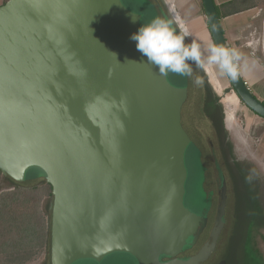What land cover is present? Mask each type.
Returning <instances> with one entry per match:
<instances>
[{"label": "water", "instance_id": "1", "mask_svg": "<svg viewBox=\"0 0 264 264\" xmlns=\"http://www.w3.org/2000/svg\"><path fill=\"white\" fill-rule=\"evenodd\" d=\"M157 2L184 31L170 2ZM202 3L213 43L229 48L214 0ZM132 18L120 0L0 6V172L52 187L50 264L115 255L137 264H203L223 232L224 188L211 242L179 258L207 226L182 203L189 91H172L136 49ZM228 80L226 93L264 119L263 102L242 76Z\"/></svg>", "mask_w": 264, "mask_h": 264}, {"label": "rangeland", "instance_id": "2", "mask_svg": "<svg viewBox=\"0 0 264 264\" xmlns=\"http://www.w3.org/2000/svg\"><path fill=\"white\" fill-rule=\"evenodd\" d=\"M1 2L2 0H0ZM120 3L132 17H136L137 31L141 26L149 24L156 17L167 19L163 9L157 7L153 0H120ZM178 21L181 24L179 18ZM205 23L206 19L202 24L196 22L187 25L186 28L190 33L189 41L195 39L206 51V40L211 42V39L208 37V28ZM185 42L190 43L187 40ZM263 46L264 43L261 44L262 50L264 49ZM193 69L194 74L200 75L204 80L206 74L196 69L195 65H193ZM206 72L208 73L206 76L208 77L207 81L210 79V85L217 95L219 103L224 107V118H226V126L237 159L241 162L252 163L257 168L260 174L259 177L264 180V126L260 123L257 124L254 118H250L245 114L247 112L245 105L233 91L226 93L227 89H232L231 84L227 77L226 80L219 75L218 68L215 65L206 66ZM163 78L166 85L176 93L183 94L189 90L187 126L197 139L198 135L209 136L208 133H205L207 123L203 112L204 83L197 86L193 83V80L174 73L163 75ZM228 106L232 107L233 110H229ZM196 123L197 130L193 131L192 125ZM184 151L183 207L198 217H202L211 208L209 201L212 193L207 191L205 185V172L202 160H200L199 147L191 142ZM40 182L41 180L35 179L26 180L21 184L33 186ZM235 184L238 187L229 188L230 199H228L227 204L226 222L218 245L217 256L219 259H224L226 264H264L261 260L264 256V209L262 208V206L264 207V188L257 190L255 186H252L248 192H244L245 188L239 176ZM218 206L219 202H216L212 210L214 214ZM48 216L49 212L47 219ZM44 263L50 264L49 250H44L30 264ZM77 264H135V261L127 256L115 255L103 261L87 260Z\"/></svg>", "mask_w": 264, "mask_h": 264}, {"label": "trees", "instance_id": "3", "mask_svg": "<svg viewBox=\"0 0 264 264\" xmlns=\"http://www.w3.org/2000/svg\"><path fill=\"white\" fill-rule=\"evenodd\" d=\"M204 87L203 112L206 123H212L216 129L228 133L224 128V107L219 103L205 75ZM188 103L189 100L183 109V126L190 139L199 143L186 123ZM192 130H197V123L192 125ZM229 145L230 152H233V145ZM236 167L244 192H248L252 186L257 190L264 188V180L259 177L252 163L237 161ZM38 180L41 182L37 185L26 186L3 177L0 172V264H30L44 250L50 253L47 215L52 187L43 179ZM263 259L264 256L262 262Z\"/></svg>", "mask_w": 264, "mask_h": 264}, {"label": "crops", "instance_id": "4", "mask_svg": "<svg viewBox=\"0 0 264 264\" xmlns=\"http://www.w3.org/2000/svg\"><path fill=\"white\" fill-rule=\"evenodd\" d=\"M7 1L2 0L0 6ZM168 1L184 30H187V25L196 22L202 24L205 19V25H207L202 0ZM214 3L228 47L235 48L242 54L240 75L251 92L264 102V49H261V44L264 43V0H214ZM208 37L211 42L206 40V48L213 44L209 28ZM223 77L226 79V76ZM246 110L245 114L248 117L254 118L257 124L264 126V119L249 109L246 108Z\"/></svg>", "mask_w": 264, "mask_h": 264}, {"label": "clouds", "instance_id": "5", "mask_svg": "<svg viewBox=\"0 0 264 264\" xmlns=\"http://www.w3.org/2000/svg\"><path fill=\"white\" fill-rule=\"evenodd\" d=\"M133 22L136 17L133 16ZM190 36L187 30L178 32L173 21L161 17L141 26L130 39L136 42V49L154 65L160 74L174 73L193 80L197 86L204 83L200 75L194 74L193 65L203 71L206 66L215 65L220 76L236 81L240 76L242 54L235 48H226L215 43L205 50L195 39L186 43ZM115 56L116 54L113 53ZM138 63L136 61H126ZM143 63V61L139 62Z\"/></svg>", "mask_w": 264, "mask_h": 264}, {"label": "flooded vegetation", "instance_id": "6", "mask_svg": "<svg viewBox=\"0 0 264 264\" xmlns=\"http://www.w3.org/2000/svg\"><path fill=\"white\" fill-rule=\"evenodd\" d=\"M153 1L157 5V7L162 8L161 6H158L157 0H153ZM189 98H190V93H189ZM224 128L226 132L229 131L225 124V118H224ZM205 133H208L209 136L204 137L203 135H198V139L200 141L199 143H197L196 141L194 142L192 140L191 141L196 146L199 147L200 160H202L203 169L205 172V185L207 186V191L212 193V197L210 198L209 201L211 203V208L203 216L204 218L207 219L206 228L198 237L197 242L194 245L192 244V240H190L188 247L179 257L180 259L183 260H188L190 257L196 255L202 247H204L207 243L211 242V232L217 222V214H218L219 206L221 205V201H222L221 197L223 193V188L226 189L227 204H228V199H230L229 188L238 187V185L235 183L236 180L238 179L236 162L239 160L236 159L237 156L234 150V145L230 140L229 132L228 133L221 132V130L216 129L215 126L212 125V123L211 124L208 123L206 126ZM229 144L233 145V152H230L231 149ZM31 180L32 179H30L29 181ZM236 191L238 192V190ZM216 202L217 203L219 202V206L217 207L216 213L214 214L212 210ZM226 211H227V205H226ZM225 216L223 219L224 224L226 222ZM220 238L215 253L203 264H226L224 259H219V257L217 256V251H218L217 249L220 242ZM160 260L169 261L170 259L166 257H162L160 258ZM135 264L137 263L135 262Z\"/></svg>", "mask_w": 264, "mask_h": 264}, {"label": "bare ground", "instance_id": "7", "mask_svg": "<svg viewBox=\"0 0 264 264\" xmlns=\"http://www.w3.org/2000/svg\"><path fill=\"white\" fill-rule=\"evenodd\" d=\"M205 71H206V69H205ZM210 80V79H209Z\"/></svg>", "mask_w": 264, "mask_h": 264}]
</instances>
